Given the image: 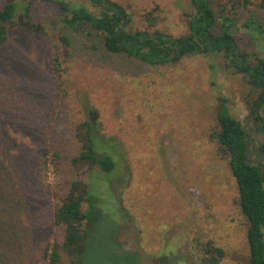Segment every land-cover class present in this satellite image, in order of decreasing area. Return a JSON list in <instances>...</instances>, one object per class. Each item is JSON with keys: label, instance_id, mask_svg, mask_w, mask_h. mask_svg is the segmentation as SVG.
<instances>
[{"label": "rangeland", "instance_id": "obj_1", "mask_svg": "<svg viewBox=\"0 0 264 264\" xmlns=\"http://www.w3.org/2000/svg\"><path fill=\"white\" fill-rule=\"evenodd\" d=\"M115 1L133 15L135 29L188 33V0ZM24 2L32 4L29 17L19 6L22 25L0 50V254L13 264H49L36 256L61 231L55 208L71 182L84 179L93 207H83L91 216L82 264H200L209 241L224 249L222 264H251L236 179L210 137L218 97L226 96L250 135V162L263 163L264 138L249 111L256 98L244 80L214 56L151 67L107 54L99 40L80 34L65 49L57 7L0 0V11ZM244 12L264 22L261 0ZM242 22L234 33L253 52ZM87 119L117 144L107 147L118 158L111 174L73 163L81 150L73 133Z\"/></svg>", "mask_w": 264, "mask_h": 264}, {"label": "trees", "instance_id": "obj_2", "mask_svg": "<svg viewBox=\"0 0 264 264\" xmlns=\"http://www.w3.org/2000/svg\"><path fill=\"white\" fill-rule=\"evenodd\" d=\"M42 1L60 11L63 24L60 40L65 49L71 47V37L80 34L96 42L99 40L107 54L123 55L151 67L178 64L192 56L220 58L224 69L239 75L250 94L255 96L249 111L264 138V22L253 12L244 15L252 0H188L189 10L185 17L189 30L180 36L161 30L135 29L133 15L115 0H88L97 12L85 3L87 0ZM261 1L264 6V0ZM31 5V2L7 3L0 11V50L9 43L10 34L22 25L17 19L19 6L24 8L28 18ZM146 16L148 21L153 19L152 13ZM242 16H246L244 20ZM241 22V28L256 47L253 52L243 51L234 33ZM94 47L97 46L94 44ZM55 62V70L59 73L61 62ZM214 69L219 67L213 65ZM229 104L228 97H218L217 126L210 137L218 144L221 158L228 161L236 179L238 203L249 224L250 263L264 264V143L261 146L263 163L252 164L249 160L250 135L233 117ZM73 136L81 144L79 154L73 159L75 165L86 167L88 172L96 167L106 174L114 172L118 158L108 153L107 147L117 144L105 140L91 119L77 125ZM60 157V152L55 154L56 159ZM0 167V179H4V169ZM92 191L84 179L71 182L53 213L54 224L61 231L36 257L49 264H82L87 248L86 222L93 207ZM2 197L4 203L8 201L7 193ZM86 203L91 206L88 212L83 208ZM10 206L12 204L7 203V208ZM16 251L14 248L13 252ZM225 256L224 249L209 241L203 247L200 264H222ZM0 264H13V258L0 254Z\"/></svg>", "mask_w": 264, "mask_h": 264}]
</instances>
